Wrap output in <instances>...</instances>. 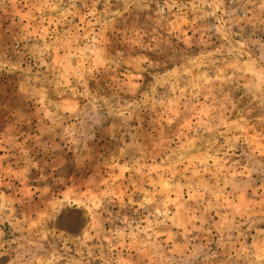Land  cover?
<instances>
[{
	"label": "rangeland",
	"instance_id": "1",
	"mask_svg": "<svg viewBox=\"0 0 264 264\" xmlns=\"http://www.w3.org/2000/svg\"><path fill=\"white\" fill-rule=\"evenodd\" d=\"M0 264H264V0H0Z\"/></svg>",
	"mask_w": 264,
	"mask_h": 264
}]
</instances>
